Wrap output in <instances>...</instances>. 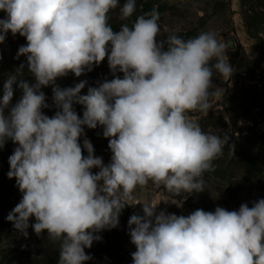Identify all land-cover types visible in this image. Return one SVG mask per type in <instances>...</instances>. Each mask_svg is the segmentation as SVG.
Listing matches in <instances>:
<instances>
[{"label": "clouds", "instance_id": "1", "mask_svg": "<svg viewBox=\"0 0 264 264\" xmlns=\"http://www.w3.org/2000/svg\"><path fill=\"white\" fill-rule=\"evenodd\" d=\"M135 4L125 0L121 20L133 15ZM118 5L119 0H0L7 14L0 19V43L9 31L26 38L18 55L27 56L35 80H18L20 65L0 99V147L6 138L18 144L7 175L23 193L7 220L26 237L34 217V232L46 231L59 243L58 264H85V248L100 239L94 233L118 225L122 210L139 203H130L138 187L151 182L169 192H201L212 162L226 147L234 153L227 135L206 133L189 118L191 112L208 113L209 97L219 94L217 88L210 92L214 73L231 76L226 45L211 32L187 40L172 34L158 42L156 9L114 33L108 14ZM106 57L112 73L118 70L123 78L106 80L86 95H80L85 82L54 87L59 110L52 117L43 114L48 105L42 87L69 72L79 77ZM17 82L23 95L5 117ZM74 102L85 107L83 118ZM98 125L112 152L106 166L94 157L89 140L83 142L87 157L79 143L84 126ZM93 168L99 171L93 174ZM139 204L144 215L128 221L133 264H264V199L238 211L198 209L187 217L156 214L159 203Z\"/></svg>", "mask_w": 264, "mask_h": 264}, {"label": "rangeland", "instance_id": "2", "mask_svg": "<svg viewBox=\"0 0 264 264\" xmlns=\"http://www.w3.org/2000/svg\"><path fill=\"white\" fill-rule=\"evenodd\" d=\"M119 2L124 4L125 0ZM153 9L159 13L157 22L161 32L156 38L158 42L166 41L167 36L172 34L187 40L201 32L213 33L225 45L227 39L232 40L233 49H228L226 45L225 57L232 67L231 76L214 73V88L210 92L215 93L217 88L220 89L219 94L209 97L211 107L208 113L191 112L189 118L197 122L206 117L204 126L208 133L227 135L228 144L235 137L244 147L259 172L253 180L262 190L260 196L253 195V202L246 203L252 207L255 202L264 199V0H136L132 21L128 20L129 26L133 25L137 17ZM26 45L25 37L19 33H8L4 42L0 43V61L27 59L26 55H18L19 48ZM102 65V62L94 64L91 70L98 71ZM81 82H85L82 77L71 81L74 86ZM4 115L6 117L5 112ZM223 126L227 129L223 130ZM8 139V143L0 147V172L9 165V157L18 147L11 138ZM166 191L163 186L149 182L148 186L135 190V199L130 203H159L156 214L163 211L187 217L193 213L183 202L165 195ZM22 196L19 188L14 191L2 213L0 264H31L33 260L35 234L31 225L34 217L29 220L26 237L7 220ZM212 199L221 201L217 194H213ZM139 203L129 207L143 216V205ZM125 249L131 256L136 251L131 237H126Z\"/></svg>", "mask_w": 264, "mask_h": 264}, {"label": "trees", "instance_id": "3", "mask_svg": "<svg viewBox=\"0 0 264 264\" xmlns=\"http://www.w3.org/2000/svg\"><path fill=\"white\" fill-rule=\"evenodd\" d=\"M122 6L123 4L119 2L118 7L110 10L108 14V25L114 33H118L121 30L122 24L129 26L128 20L132 21L131 17L127 20L120 19V7ZM6 15L5 12L0 11V19H5ZM8 33L11 32L9 31ZM110 47L109 45V49ZM102 63L103 67L100 70L89 71L85 69L84 73L79 76L85 79V87L81 90L80 95H86L89 88L98 87L101 83L106 80L110 81L115 76L123 78V73L118 70L115 75L112 73L108 65L107 57ZM22 64L24 65V69L22 76H19L18 80L23 79L30 85L35 83L34 77L28 71L26 58L16 61H0V99L3 96L4 83L11 75L17 74V70ZM75 78L78 77L74 73L69 72L66 76L56 78L53 84L40 89L45 94V103L48 105L47 108L42 109L44 115L52 117L59 110L54 102L53 88L59 87L60 89H67L75 87L71 83ZM13 89L12 101L9 107L4 110L6 117L10 115L11 107L15 106L23 95L22 90L18 86V82L13 85ZM73 109L80 118H83V112L85 110L83 105L74 102ZM205 120L206 117H202L197 122L202 130L208 133L205 129L206 126H204ZM222 129L226 130L227 127L223 126ZM103 132L104 126L101 125H98L94 129L84 126V134L79 138V143L83 156L87 157L88 152L83 148V142L85 139L89 140L93 145L94 157L102 158L103 164L106 166L111 162L112 152L108 147L109 138L104 137ZM8 141L9 139L6 138L3 145H6ZM231 142L229 145H234L233 155L229 154L226 147L223 155L212 162V169L203 175V191H181L177 194L166 191L165 195L183 202L187 209L192 212L198 209L206 212H214L217 207L224 208L228 211H238L242 204L253 202V195L260 196L262 192L259 184L253 180V177L259 175V172L239 141L234 137ZM9 170L10 164L2 168L0 172V220L2 219V213L12 193L19 188L16 183V178L13 177L10 179L8 177ZM98 171V168L92 169L93 174ZM213 194L220 196L221 201L213 200ZM133 214L138 215L131 207L126 206L122 210L119 216V223L115 228H106L94 233L100 239L94 240L90 248H85V253L90 257L85 264H131L133 262L132 256L125 249V239L126 237H130L128 221ZM33 223H35V218L32 220ZM34 234L32 246L33 260L31 264H58L59 243L50 241L46 231L40 236L35 232Z\"/></svg>", "mask_w": 264, "mask_h": 264}, {"label": "water", "instance_id": "4", "mask_svg": "<svg viewBox=\"0 0 264 264\" xmlns=\"http://www.w3.org/2000/svg\"><path fill=\"white\" fill-rule=\"evenodd\" d=\"M226 45H227V48L232 50L233 49V44H232V40L231 39H227L226 40Z\"/></svg>", "mask_w": 264, "mask_h": 264}]
</instances>
